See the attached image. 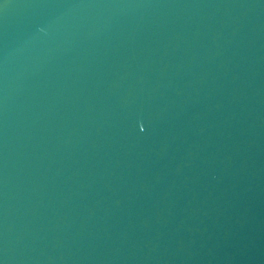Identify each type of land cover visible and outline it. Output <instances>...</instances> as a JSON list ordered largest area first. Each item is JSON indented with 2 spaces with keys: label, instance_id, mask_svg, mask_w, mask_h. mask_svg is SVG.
<instances>
[{
  "label": "water",
  "instance_id": "water-1",
  "mask_svg": "<svg viewBox=\"0 0 264 264\" xmlns=\"http://www.w3.org/2000/svg\"><path fill=\"white\" fill-rule=\"evenodd\" d=\"M0 264H264V0H0Z\"/></svg>",
  "mask_w": 264,
  "mask_h": 264
}]
</instances>
